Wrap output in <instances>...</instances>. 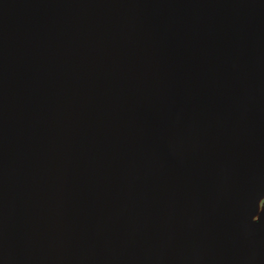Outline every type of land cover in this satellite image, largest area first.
<instances>
[{
    "label": "water",
    "instance_id": "95a60500",
    "mask_svg": "<svg viewBox=\"0 0 264 264\" xmlns=\"http://www.w3.org/2000/svg\"><path fill=\"white\" fill-rule=\"evenodd\" d=\"M263 196L264 0H0V264H264Z\"/></svg>",
    "mask_w": 264,
    "mask_h": 264
},
{
    "label": "bare ground",
    "instance_id": "6f19581e",
    "mask_svg": "<svg viewBox=\"0 0 264 264\" xmlns=\"http://www.w3.org/2000/svg\"><path fill=\"white\" fill-rule=\"evenodd\" d=\"M260 200H262V199H259L258 202H255V206L258 205V206H257L258 208H259V203L261 202ZM258 208H257V209H258ZM261 208H262V207H261ZM258 213H259V212H256V214H254L253 218H259V217H258V216H259ZM253 218H252V219H253ZM254 220H255V219H254ZM232 240H233V239H232ZM233 241H235V240H233ZM210 260H211V263H217V261H218V259H217V255H216V254L211 255V256H210Z\"/></svg>",
    "mask_w": 264,
    "mask_h": 264
},
{
    "label": "rangeland",
    "instance_id": "374dc122",
    "mask_svg": "<svg viewBox=\"0 0 264 264\" xmlns=\"http://www.w3.org/2000/svg\"><path fill=\"white\" fill-rule=\"evenodd\" d=\"M264 197V196H263ZM262 207V208H261ZM263 207H264V198L261 200V202L259 203V213L261 212V210H263ZM255 220L257 219V218H254Z\"/></svg>",
    "mask_w": 264,
    "mask_h": 264
}]
</instances>
